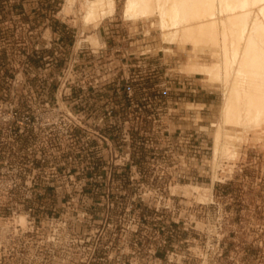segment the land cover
Wrapping results in <instances>:
<instances>
[{
  "label": "built area",
  "instance_id": "obj_1",
  "mask_svg": "<svg viewBox=\"0 0 264 264\" xmlns=\"http://www.w3.org/2000/svg\"><path fill=\"white\" fill-rule=\"evenodd\" d=\"M102 59L99 55L94 60ZM108 65L106 61L107 70ZM108 75L5 77L8 87L22 88V106L15 101L0 112V264H92L78 253H54L61 242L59 230L67 225L54 215L61 206L58 195L102 193L111 206L116 195L126 209L159 211L170 209L173 194L164 193L175 183L203 176L208 142L192 133L173 136L168 122L175 111L152 106L155 96L146 91L137 97L127 89L128 103L119 108L104 101L105 92L95 90L109 81ZM139 78L136 73L127 79ZM83 98L82 106L70 100ZM98 98L102 100L95 104ZM83 158L85 170L83 164L77 165ZM219 171L224 172L219 175L223 181L216 182L233 179L232 170ZM46 209L53 211L52 216L45 214ZM68 240L75 249L76 236ZM234 257L170 253L167 264H234Z\"/></svg>",
  "mask_w": 264,
  "mask_h": 264
},
{
  "label": "rangeland",
  "instance_id": "obj_2",
  "mask_svg": "<svg viewBox=\"0 0 264 264\" xmlns=\"http://www.w3.org/2000/svg\"><path fill=\"white\" fill-rule=\"evenodd\" d=\"M80 1L76 0L73 11L60 15L64 0H0V112L15 101L17 106H22V88L8 87L5 77L72 73H109L108 76H113L110 66L109 70L104 67L105 60H94L99 57L102 41L97 29L82 26ZM122 2L116 0L115 15L108 18L124 20L120 15ZM42 10L58 11L57 15L61 17L70 16L67 22L75 26L77 33L72 37L69 49L63 50L59 44H54L50 40L53 34L48 30L43 33L44 29L37 18H27L21 13ZM150 20L128 21L133 25L130 32L137 33V27L142 26V41L157 42L160 45L159 30L155 25L150 26ZM91 33H95L100 44L93 46L86 41L81 42L82 35ZM87 45L92 49H88ZM173 46L176 48L174 52H178L176 57L180 58L175 66V71L179 72L178 67L190 54ZM186 47L192 49L190 45ZM203 48L205 50L198 51V62L211 64V48L208 45ZM195 77L201 78L200 75ZM201 83L207 91L212 92L211 98L215 99L203 114H200V109L193 111V120L199 123L198 129L209 147V150H205L203 176L175 183L164 193L167 197L169 193L173 194L168 200L170 209L159 211L139 207L126 209L125 203L114 197L116 195L112 197L113 206L107 203L102 193L58 195L61 197V206L54 215L66 221L67 225H62L59 230L61 242L54 253H78L92 264H167L170 253H234V264H264V130L249 128L245 135L244 130L236 128L245 135L240 140L242 142L236 144L238 148L234 156H237L233 159L222 158L216 169L220 181H223L224 172L220 173L219 170L225 171V168L229 172L232 170L233 179L226 183L214 181L212 197L205 203H198L197 195L190 191L192 184L207 185L211 181L210 132L213 127L209 124L217 120L222 97L220 89L209 87L203 81ZM127 84L126 89L131 88L137 93L146 88L140 81H129ZM113 96L107 100L116 104L118 99ZM70 100L74 105L82 106L86 99L78 102ZM101 100L98 98L95 104H100ZM151 105H155L153 98ZM168 130L171 132L172 127ZM82 164L85 170V158L78 160L79 168ZM194 166L201 170L199 164L194 163ZM68 201L70 203H66ZM44 212L49 217L53 213L51 209ZM19 218L24 223V216L20 215ZM44 228L48 232V228ZM73 234L77 238L75 249L68 240ZM86 237L90 239L87 241Z\"/></svg>",
  "mask_w": 264,
  "mask_h": 264
},
{
  "label": "bare ground",
  "instance_id": "obj_3",
  "mask_svg": "<svg viewBox=\"0 0 264 264\" xmlns=\"http://www.w3.org/2000/svg\"><path fill=\"white\" fill-rule=\"evenodd\" d=\"M75 2L64 0L59 14L73 11ZM116 7V0H81L82 26L97 29ZM120 15L133 22L153 19L150 26L159 30L161 45L173 44L190 54L179 71L200 75L209 87L221 90L217 120L210 122L211 181L190 186L198 203H205L212 197L214 181H220L216 174L220 160L237 156L236 144L249 128L264 130V0H123ZM84 41L100 44L95 33L82 35ZM207 45L213 60L201 64L198 51Z\"/></svg>",
  "mask_w": 264,
  "mask_h": 264
},
{
  "label": "crops",
  "instance_id": "obj_4",
  "mask_svg": "<svg viewBox=\"0 0 264 264\" xmlns=\"http://www.w3.org/2000/svg\"><path fill=\"white\" fill-rule=\"evenodd\" d=\"M52 1L54 0H49V2ZM57 12L21 11L24 17L37 18L43 29L50 31L54 39L58 38V42H53L54 44H59L63 50L69 49L77 29L67 22L70 16L61 17L57 15ZM131 22L116 17L106 18L97 28L102 41L99 55L103 60L109 61L108 66L112 69L113 76L95 91L105 92L106 101L109 96L114 95L113 97L118 99L115 104L116 108H119L123 103L127 105L126 87L127 83L131 81L127 78L137 73L140 77V84L146 87L147 95L155 96V105L166 109L172 108L175 111L168 122V126L172 127L173 136L184 132L196 134L199 141L204 139L198 129L199 123H195L193 120V111L197 112L200 109V114H203L215 101L211 98L212 92L203 87L202 77L189 76L179 71L186 61L178 67L179 72L175 71V66L180 58L176 57L178 52H174L176 48L173 44L159 45L157 42H143L144 35H140L142 26L137 27V33L130 32L133 27ZM86 47L92 49L89 45ZM163 47L167 48L165 50L167 52ZM138 93L135 92L137 96ZM185 104H194L199 107L197 109L189 108L185 107ZM198 117L201 118V116ZM209 126L211 127L210 124ZM199 152L202 153V151Z\"/></svg>",
  "mask_w": 264,
  "mask_h": 264
}]
</instances>
